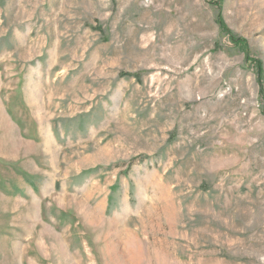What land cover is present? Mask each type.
I'll use <instances>...</instances> for the list:
<instances>
[{"label":"rangeland","instance_id":"374dc122","mask_svg":"<svg viewBox=\"0 0 264 264\" xmlns=\"http://www.w3.org/2000/svg\"><path fill=\"white\" fill-rule=\"evenodd\" d=\"M0 264H264V0H0Z\"/></svg>","mask_w":264,"mask_h":264}]
</instances>
